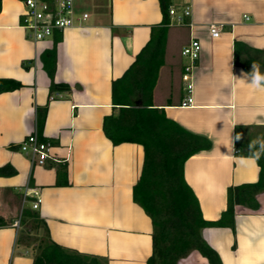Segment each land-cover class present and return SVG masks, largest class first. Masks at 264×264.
<instances>
[{
  "label": "crops",
  "instance_id": "1",
  "mask_svg": "<svg viewBox=\"0 0 264 264\" xmlns=\"http://www.w3.org/2000/svg\"><path fill=\"white\" fill-rule=\"evenodd\" d=\"M186 6L191 14L180 22ZM88 18L35 42L20 24L22 0H2L0 11V78L21 86L0 93V264H33L37 252L19 241L24 188H38L37 210L51 238L106 264H145L153 252L151 217L134 200L133 188L144 163L137 142L114 144L104 131L105 116L116 113V80L122 78L161 26L160 0H75ZM162 65L153 91L154 106L188 130L208 137L212 146L187 159L184 174L197 195L203 217L221 218L228 188L257 182L261 167L236 144L263 140L264 84L254 81L236 62V42L262 50L264 0H172ZM248 17V18H247ZM221 26L217 38L210 25ZM192 38L201 42L194 70V101L183 106L187 91L182 78L187 58L182 49ZM56 47L53 79L71 89L51 91L48 51ZM259 71H263L261 63ZM49 65V64H48ZM37 129L53 144L46 164H33L20 142ZM252 136H248V132ZM256 131V132H255ZM254 137L257 139H254ZM241 141V138H240ZM28 197L26 203H31ZM254 213L237 210L235 231L207 226L205 239L224 264H264V192ZM28 234V232H26ZM40 244V243H39ZM179 264H209L194 251Z\"/></svg>",
  "mask_w": 264,
  "mask_h": 264
},
{
  "label": "trees",
  "instance_id": "2",
  "mask_svg": "<svg viewBox=\"0 0 264 264\" xmlns=\"http://www.w3.org/2000/svg\"><path fill=\"white\" fill-rule=\"evenodd\" d=\"M163 12L161 26L153 27L150 41L143 48L124 76L115 83L118 97L116 113L105 116L104 131L114 144L137 142L144 147V163L141 175L134 185V200L151 217L153 224V252L145 264H179L191 252L205 256L209 264H224L219 252L205 239L207 226H229L235 231L237 210L254 213L264 192V141L236 140L244 155L253 156L261 167L257 182L233 185L228 188L227 209L220 219L206 220L193 188L188 184L185 162L192 155L210 149L211 140L194 133L167 116L164 108L154 106L153 91L162 65L165 40L170 23L169 10L172 0H160ZM2 0H0V11ZM263 51L236 42V62L254 76L252 65L259 63ZM56 47L46 53L50 62L47 71L52 78L51 91L71 89L70 85L57 83L53 76L56 69ZM264 76V61L260 62ZM49 64V65H48ZM264 84V80L259 81ZM21 83L11 78H0V93L11 91ZM7 166L0 167V175ZM23 217L29 218L38 228L40 223L46 232L39 244L33 264H106L99 256L71 250L56 243L50 236L46 222L37 210L27 208ZM27 222V220H26ZM25 222V223H26ZM7 225L0 217V226ZM30 235H19V241L34 240Z\"/></svg>",
  "mask_w": 264,
  "mask_h": 264
},
{
  "label": "built area",
  "instance_id": "3",
  "mask_svg": "<svg viewBox=\"0 0 264 264\" xmlns=\"http://www.w3.org/2000/svg\"><path fill=\"white\" fill-rule=\"evenodd\" d=\"M24 9L21 14V26L28 30L29 36L35 42L52 37L55 32L78 25L88 18L89 13H79L75 7V0H22ZM170 14H175L174 7H170ZM191 14L189 6H186L182 15L178 17L180 22ZM248 18V17H247ZM222 28L218 24L210 25V33L217 38L221 35ZM201 42L192 38L182 49V54L187 58L182 78L187 91L182 105L193 104L194 70L201 54ZM20 150L31 156L33 164L44 165L52 155L53 144L49 140H42L37 129L30 132L19 144ZM28 197H32L31 207L38 209L42 202V195L38 188H32L28 184L24 188V203Z\"/></svg>",
  "mask_w": 264,
  "mask_h": 264
},
{
  "label": "rangeland",
  "instance_id": "4",
  "mask_svg": "<svg viewBox=\"0 0 264 264\" xmlns=\"http://www.w3.org/2000/svg\"><path fill=\"white\" fill-rule=\"evenodd\" d=\"M256 132V131H255ZM239 135L241 137V141L243 142V134H244V131L243 130H239ZM252 132H248V136H252L251 134ZM256 134L258 135H263L264 134V130H260L258 132H256ZM254 139H257V137ZM29 206H31V203H23L22 205V208L21 210L18 212V215L16 218H18V220H22V227H21V236L25 235L26 232H28V235H30L32 238H36L34 240H27L30 242V246H32L34 248V250L38 253L40 251V248H39V243H40V238L42 236H46V232L44 230V228L41 226V223L39 225L38 228H35L34 226V223H32L29 218H27V222L26 220L24 219L23 217V211L27 208H29ZM26 222V223H25Z\"/></svg>",
  "mask_w": 264,
  "mask_h": 264
},
{
  "label": "clouds",
  "instance_id": "5",
  "mask_svg": "<svg viewBox=\"0 0 264 264\" xmlns=\"http://www.w3.org/2000/svg\"><path fill=\"white\" fill-rule=\"evenodd\" d=\"M252 70H253V73H254V81L258 84L259 81L261 80H264V76H261L260 73H259V66L256 65V64H253L252 65ZM241 137L240 135L238 134L236 136V140H239Z\"/></svg>",
  "mask_w": 264,
  "mask_h": 264
}]
</instances>
